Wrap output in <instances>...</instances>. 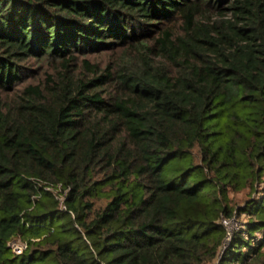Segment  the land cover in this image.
I'll return each instance as SVG.
<instances>
[{
	"label": "trees",
	"instance_id": "1",
	"mask_svg": "<svg viewBox=\"0 0 264 264\" xmlns=\"http://www.w3.org/2000/svg\"><path fill=\"white\" fill-rule=\"evenodd\" d=\"M0 264H264V0H0Z\"/></svg>",
	"mask_w": 264,
	"mask_h": 264
},
{
	"label": "rangeland",
	"instance_id": "2",
	"mask_svg": "<svg viewBox=\"0 0 264 264\" xmlns=\"http://www.w3.org/2000/svg\"><path fill=\"white\" fill-rule=\"evenodd\" d=\"M227 16H229V14H227ZM218 18V15L214 14L212 16V19L211 20H215ZM229 197L231 199V205L232 206H235V205H243V203L245 202L246 200V197H245V192H238V193H230L229 194ZM246 219V217H244V215H241V217L239 218L240 221L244 222ZM226 220V221H225ZM222 220V221H225V224L223 223V226H225L226 230H227V233H226V239L223 243V247L229 243V240H230V237H231V234L233 232V230H235L238 226V222H236L235 219H232V220Z\"/></svg>",
	"mask_w": 264,
	"mask_h": 264
},
{
	"label": "built area",
	"instance_id": "3",
	"mask_svg": "<svg viewBox=\"0 0 264 264\" xmlns=\"http://www.w3.org/2000/svg\"><path fill=\"white\" fill-rule=\"evenodd\" d=\"M225 221H226V220H225ZM225 221H222V223L225 224ZM12 247H13V250H14L15 252H17V253H19V252L21 251V247H20L17 243H13Z\"/></svg>",
	"mask_w": 264,
	"mask_h": 264
}]
</instances>
